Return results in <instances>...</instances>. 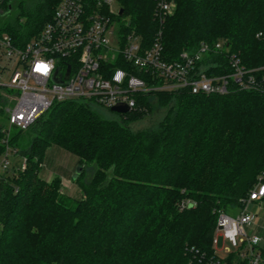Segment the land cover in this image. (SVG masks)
<instances>
[{
	"label": "trees",
	"instance_id": "trees-1",
	"mask_svg": "<svg viewBox=\"0 0 264 264\" xmlns=\"http://www.w3.org/2000/svg\"><path fill=\"white\" fill-rule=\"evenodd\" d=\"M116 1L128 16L122 30L145 47L161 30L166 60L204 41L222 42L246 67L264 65V0H172L162 24L155 0ZM58 2L38 0L3 20L0 32L24 47ZM136 100L146 109L120 119L83 102H55L29 127L35 135L27 147L19 139L25 131L11 136L26 167L0 184V264H212L217 210L242 208L264 172V93L155 91ZM160 109L155 126L131 127ZM52 144L77 156L79 198L62 190L60 177H40ZM89 163L95 169L85 179Z\"/></svg>",
	"mask_w": 264,
	"mask_h": 264
},
{
	"label": "built area",
	"instance_id": "built-area-1",
	"mask_svg": "<svg viewBox=\"0 0 264 264\" xmlns=\"http://www.w3.org/2000/svg\"><path fill=\"white\" fill-rule=\"evenodd\" d=\"M115 1L59 0L51 20L24 47H16L7 32H0V60L12 67L8 80L0 82V94L8 102L3 108L7 126L2 128L0 139L4 146L0 154V184L26 167L25 157L21 156L19 162L10 159L19 154V148L11 143L10 129L26 131L55 102L72 100L110 110L124 104L127 112L114 111L124 116L146 109L138 104L136 95L155 91L264 93V65L246 67L239 55L222 42L211 45L204 41L195 49L182 50L177 58L166 60L162 55L161 30L145 47L140 35L122 30L127 22H117L116 17L122 15L118 12L120 7H114ZM3 3L0 0V16L5 14ZM172 9V0H155L154 17L162 24ZM132 70L146 74L147 80ZM263 197L264 172L234 215L217 210L212 237L214 254L220 237L230 246L225 247V257L216 254L212 264H264V237L256 232L258 224L264 231V223L256 212L247 210L251 202L260 207ZM190 203L189 199L183 200L179 208Z\"/></svg>",
	"mask_w": 264,
	"mask_h": 264
},
{
	"label": "rangeland",
	"instance_id": "rangeland-1",
	"mask_svg": "<svg viewBox=\"0 0 264 264\" xmlns=\"http://www.w3.org/2000/svg\"><path fill=\"white\" fill-rule=\"evenodd\" d=\"M38 0H13L12 8L10 11H3L5 12L4 15L0 16V24L3 20L10 18H14L20 11L26 10L29 7H32ZM19 4H22L21 6ZM173 2V6H174ZM114 7L119 8V3L117 1L114 2ZM2 12V13H3ZM25 17L21 15L20 22L22 23L24 21ZM119 24H123L124 22H128V16H124V13H122V16L117 21ZM132 31V30H131ZM3 67V68H2ZM12 67L9 63H6L4 59L0 60V82H5L8 80L9 76L11 75ZM8 105V102H6V99L0 94V126L6 127L7 121L5 117V113L3 111V108ZM93 110H95L99 115H101L105 119H120L121 116L104 107H96L91 106ZM164 114V110H156L152 115L147 116L141 120L130 122V125L133 129H143L148 127H153L157 124V122L162 118ZM11 135L18 132V130L11 128ZM35 133L30 128L29 130L23 132L20 134V146L23 148L27 147L28 143L31 141V139L34 137ZM21 158V155L12 156L11 160H16V162H19ZM77 156L68 152L67 150L63 149L60 146L57 145H50L44 155L43 162L41 164V167L39 168V175L42 179L46 181H50L55 176H60V179L63 178L66 180L67 184H63L62 179V190L66 192V194L79 198L81 196V191L79 187L77 186L76 182L73 179V176L76 173L77 167L79 166L77 162ZM95 169L94 163H89L84 168V178L87 179L91 176L92 172ZM257 205V206H256ZM227 212L231 213L232 215L235 214V212L238 210V208H231V209H225ZM247 210L249 212H256L258 215V218L264 217V205H261L260 207L258 204L250 203L248 205ZM261 220V219H260ZM256 232L259 234H262L264 237V231L261 229L260 224L256 227ZM264 239V238H263ZM230 243L227 241H223L220 237L218 239V243L215 247L216 254L219 257H225V247H229ZM262 247H264V241L262 242Z\"/></svg>",
	"mask_w": 264,
	"mask_h": 264
},
{
	"label": "water",
	"instance_id": "water-1",
	"mask_svg": "<svg viewBox=\"0 0 264 264\" xmlns=\"http://www.w3.org/2000/svg\"><path fill=\"white\" fill-rule=\"evenodd\" d=\"M118 12H119L120 15H122L123 8L120 7ZM68 72H69V70L67 71L66 76L68 75ZM56 80L59 81V79H56ZM112 110L116 111V112H119V113H125V112L128 111V107L126 105H124V104H118L116 106H113ZM81 170H82V167H81V165H79L77 167L75 175L73 176V179H75L80 174Z\"/></svg>",
	"mask_w": 264,
	"mask_h": 264
},
{
	"label": "crops",
	"instance_id": "crops-1",
	"mask_svg": "<svg viewBox=\"0 0 264 264\" xmlns=\"http://www.w3.org/2000/svg\"><path fill=\"white\" fill-rule=\"evenodd\" d=\"M60 177V176H59ZM62 179V182H63V184H67V182H66V180H64L63 178H61ZM252 203V202H251ZM253 203H255V204H257L256 202H253ZM261 205H264V201H262L261 202ZM257 206V205H256ZM261 219V220H260ZM259 220H260V222L261 223H264V217L263 218H260ZM264 241V240H263Z\"/></svg>",
	"mask_w": 264,
	"mask_h": 264
}]
</instances>
